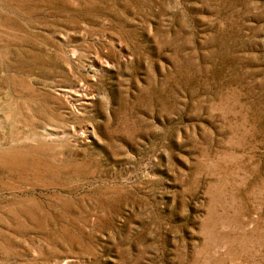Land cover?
Returning a JSON list of instances; mask_svg holds the SVG:
<instances>
[{
    "label": "rangeland",
    "instance_id": "obj_1",
    "mask_svg": "<svg viewBox=\"0 0 264 264\" xmlns=\"http://www.w3.org/2000/svg\"><path fill=\"white\" fill-rule=\"evenodd\" d=\"M0 264H264V0H0Z\"/></svg>",
    "mask_w": 264,
    "mask_h": 264
}]
</instances>
